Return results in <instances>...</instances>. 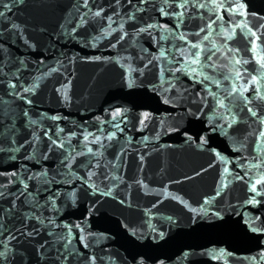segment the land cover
<instances>
[{"label":"water","instance_id":"95a60500","mask_svg":"<svg viewBox=\"0 0 264 264\" xmlns=\"http://www.w3.org/2000/svg\"><path fill=\"white\" fill-rule=\"evenodd\" d=\"M0 13V264H264V0Z\"/></svg>","mask_w":264,"mask_h":264},{"label":"snow or ice","instance_id":"6c2138e0","mask_svg":"<svg viewBox=\"0 0 264 264\" xmlns=\"http://www.w3.org/2000/svg\"><path fill=\"white\" fill-rule=\"evenodd\" d=\"M0 14H2V13H0Z\"/></svg>","mask_w":264,"mask_h":264}]
</instances>
